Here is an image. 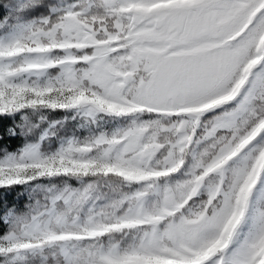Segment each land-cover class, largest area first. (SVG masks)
<instances>
[{
  "label": "snow or ice",
  "instance_id": "obj_1",
  "mask_svg": "<svg viewBox=\"0 0 264 264\" xmlns=\"http://www.w3.org/2000/svg\"><path fill=\"white\" fill-rule=\"evenodd\" d=\"M0 264H264V0H0Z\"/></svg>",
  "mask_w": 264,
  "mask_h": 264
}]
</instances>
